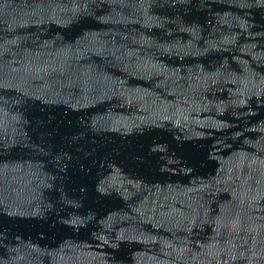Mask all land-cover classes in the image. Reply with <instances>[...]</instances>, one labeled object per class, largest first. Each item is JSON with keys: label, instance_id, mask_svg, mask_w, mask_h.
<instances>
[{"label": "water", "instance_id": "water-1", "mask_svg": "<svg viewBox=\"0 0 264 264\" xmlns=\"http://www.w3.org/2000/svg\"><path fill=\"white\" fill-rule=\"evenodd\" d=\"M0 264H264V0H0Z\"/></svg>", "mask_w": 264, "mask_h": 264}]
</instances>
